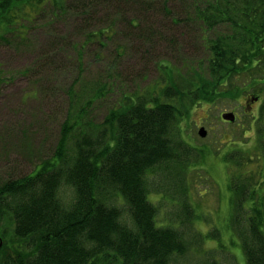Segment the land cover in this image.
Instances as JSON below:
<instances>
[{
  "label": "trees",
  "instance_id": "trees-1",
  "mask_svg": "<svg viewBox=\"0 0 264 264\" xmlns=\"http://www.w3.org/2000/svg\"><path fill=\"white\" fill-rule=\"evenodd\" d=\"M151 1L155 8L170 14L169 0L141 3L144 7ZM193 1L186 6L190 11L184 21L190 19L199 25L204 49L200 61L176 71L165 65L163 81L155 84L160 85L158 92L124 95L100 122H94L89 111L93 97L77 104L75 94L69 93V109L73 107L75 112L61 126L53 156L31 174L0 184V219L10 221L16 240L11 245L0 234V264H169L184 254L185 235L197 216L174 174L180 159L193 164L190 147H180L173 139L178 134L182 107L198 105L204 97L213 102L217 91L230 97L224 88L243 78L245 85L254 89L248 97L250 103L264 96V0ZM102 2L118 12L133 3L0 0V38L15 33L24 40L26 23L46 12L51 16L49 24L60 15L76 21L86 9L92 10L94 20L93 10ZM131 18L128 24L136 28L137 18ZM93 20L82 21L78 30L85 33L84 43L96 40L104 46L105 40H112L111 28L117 23L101 21L96 29H87ZM22 40L13 45H22ZM120 49L116 47L122 52ZM77 52L81 55L80 49ZM103 89L94 98L102 97ZM248 89L241 84L230 92ZM262 101L264 110V98ZM149 173L163 175L166 181L150 183ZM171 175L172 180H168ZM63 186L71 187L74 193L67 208L59 197ZM158 191L170 195L180 207L165 225L157 223L158 209L149 199L151 192ZM176 191L177 199L172 197ZM244 200L242 195L237 202L232 200L230 221L246 223L237 234L245 263L264 264V213L252 208L248 216L241 215L238 205Z\"/></svg>",
  "mask_w": 264,
  "mask_h": 264
},
{
  "label": "rangeland",
  "instance_id": "rangeland-1",
  "mask_svg": "<svg viewBox=\"0 0 264 264\" xmlns=\"http://www.w3.org/2000/svg\"><path fill=\"white\" fill-rule=\"evenodd\" d=\"M137 1L120 7L119 12L102 2L93 10L94 20L90 9L79 14L82 20L60 15L50 24V13H42L31 24L26 23L24 40L15 33L2 35L0 184L31 174L53 156L61 126L75 112L73 107L69 109V93L75 94L77 104L93 97L89 111L92 120L100 122L124 95L158 92L160 85L155 84L163 81L165 65L176 71L204 56L199 25L184 21L190 11L186 6L195 1L169 0L170 14L155 8L152 1L144 7ZM131 17L137 18L136 28L128 24ZM89 20L93 21L87 29H96L101 21L117 23L111 28L112 40H105L104 46L96 40L84 43L85 33L78 29L82 21ZM19 40L24 43L14 46ZM240 81L233 80L224 88L230 97L217 91L213 102L204 97L198 105L182 107L175 134L178 140L173 139L180 147H190L193 164L180 159L174 174L197 219L194 230L185 235L186 251L169 264H246L237 238L246 223L231 224V203L242 195L246 200L238 205L241 215L248 216L252 208L264 213V96L250 103L248 97L254 89L245 85L244 78ZM241 84L250 89L231 93ZM101 87L103 96L94 98ZM227 112L235 115L233 122L221 118ZM200 127L206 131L203 137L198 135ZM148 178L150 183L166 181L163 175L149 173ZM59 197L64 207H69L74 198L72 188L61 187ZM172 197L179 198L178 192ZM149 199L157 207L156 221L162 225L180 211L164 191L151 192ZM174 226L181 229L176 222ZM12 233L10 221L0 219V234L11 245L16 241Z\"/></svg>",
  "mask_w": 264,
  "mask_h": 264
},
{
  "label": "water",
  "instance_id": "water-1",
  "mask_svg": "<svg viewBox=\"0 0 264 264\" xmlns=\"http://www.w3.org/2000/svg\"><path fill=\"white\" fill-rule=\"evenodd\" d=\"M221 118H222L223 120H226V121H229V122H233L234 119H235L234 114H233L232 112L223 113V114L221 115ZM205 133H206V131L204 130L203 127H200V128L198 129V135H199V136L203 137V136H205ZM0 246H1V241H0Z\"/></svg>",
  "mask_w": 264,
  "mask_h": 264
},
{
  "label": "flooded vegetation",
  "instance_id": "flooded-vegetation-1",
  "mask_svg": "<svg viewBox=\"0 0 264 264\" xmlns=\"http://www.w3.org/2000/svg\"><path fill=\"white\" fill-rule=\"evenodd\" d=\"M249 107H250V105H249Z\"/></svg>",
  "mask_w": 264,
  "mask_h": 264
}]
</instances>
